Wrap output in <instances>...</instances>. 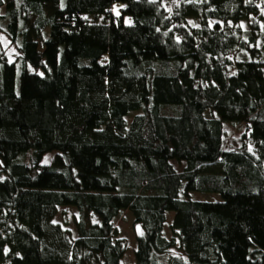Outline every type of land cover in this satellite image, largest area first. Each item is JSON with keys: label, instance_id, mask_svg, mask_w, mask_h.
<instances>
[{"label": "trees", "instance_id": "1", "mask_svg": "<svg viewBox=\"0 0 264 264\" xmlns=\"http://www.w3.org/2000/svg\"><path fill=\"white\" fill-rule=\"evenodd\" d=\"M166 1L0 0V264H264V0Z\"/></svg>", "mask_w": 264, "mask_h": 264}, {"label": "rangeland", "instance_id": "2", "mask_svg": "<svg viewBox=\"0 0 264 264\" xmlns=\"http://www.w3.org/2000/svg\"><path fill=\"white\" fill-rule=\"evenodd\" d=\"M178 0H168L165 2L166 8L171 11L174 7V5L177 3ZM123 8V4L121 3H115L111 10L116 16L121 15V10ZM4 12V10L2 9ZM127 22H130L129 18H126ZM246 26V24H245ZM1 41L2 45L6 51V54L10 61H14L19 56V51L16 45H13L8 37L7 34L2 33L1 34ZM135 113H132L129 115L128 120L131 122L133 115ZM247 126L245 124L240 125H234L230 122L224 123L225 128V139H224V149L225 150H232L236 148H240L242 145L241 140V134L246 129ZM57 152H49L46 153L42 159V164H50L52 163L53 159L55 158ZM176 167L178 169L183 168L182 164H177ZM192 198L195 200H203V201H219L222 199L221 195L218 193H203V192H193ZM77 210L75 208L70 207H59L57 214L54 218V222L60 224L63 226L64 219L68 220V225L65 227L70 228L73 233H75V227L73 223V218L77 215ZM173 215L174 212L167 213V222L164 228V236L167 239H170L172 237V233L170 230V224L173 221ZM113 225L117 229V238H124L127 240V251L121 261V264H134L135 257H134V251L137 247L136 243V235L140 232V226L135 224L134 217L132 213L128 210H124L121 212L119 216H117L113 220ZM178 250H174L173 254H178Z\"/></svg>", "mask_w": 264, "mask_h": 264}]
</instances>
